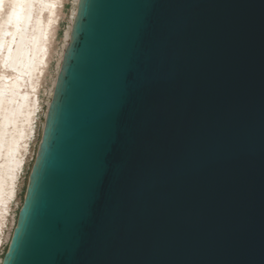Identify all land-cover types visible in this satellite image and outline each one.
Returning a JSON list of instances; mask_svg holds the SVG:
<instances>
[{"label": "water", "instance_id": "1", "mask_svg": "<svg viewBox=\"0 0 264 264\" xmlns=\"http://www.w3.org/2000/svg\"><path fill=\"white\" fill-rule=\"evenodd\" d=\"M1 264H264V0H77Z\"/></svg>", "mask_w": 264, "mask_h": 264}, {"label": "bare ground", "instance_id": "2", "mask_svg": "<svg viewBox=\"0 0 264 264\" xmlns=\"http://www.w3.org/2000/svg\"><path fill=\"white\" fill-rule=\"evenodd\" d=\"M64 2L0 0V264L23 202L54 86L51 80L54 75L56 79L76 11L77 0H70L51 67Z\"/></svg>", "mask_w": 264, "mask_h": 264}, {"label": "rangeland", "instance_id": "3", "mask_svg": "<svg viewBox=\"0 0 264 264\" xmlns=\"http://www.w3.org/2000/svg\"><path fill=\"white\" fill-rule=\"evenodd\" d=\"M70 0H65L64 2V8H63V14L60 20V24L58 26V30H57V35H56V41L53 45L52 51H51V59H50V66L53 67L54 62H53V57H54V53L56 50H58V47L60 46V41L63 35V28L64 26H66L67 24V20H68V16L70 14V7H71V3L69 2ZM54 52V53H53ZM56 74V73H55ZM54 79H55V75L53 77V83L51 80V85H54ZM22 196V195H21Z\"/></svg>", "mask_w": 264, "mask_h": 264}]
</instances>
